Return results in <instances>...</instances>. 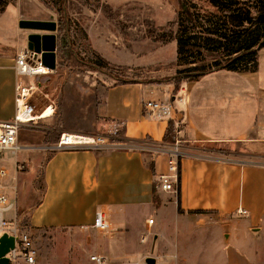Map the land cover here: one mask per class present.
Listing matches in <instances>:
<instances>
[{
	"label": "crops",
	"instance_id": "0c3cea01",
	"mask_svg": "<svg viewBox=\"0 0 264 264\" xmlns=\"http://www.w3.org/2000/svg\"><path fill=\"white\" fill-rule=\"evenodd\" d=\"M22 17L21 12L17 23ZM103 45L96 44L97 50L115 62ZM133 55L131 63H115L134 67ZM91 91L98 99L94 127L68 126L66 131L94 136L114 128L116 134L99 146L90 141L60 148L58 141L49 143L53 148L43 167L44 188L29 213L32 227L87 228L98 211L106 213L110 230L144 227L145 215L153 211L165 227L164 209L178 210L179 205L185 214L203 209L217 215L228 223L229 238L238 244L240 226L264 227V48L256 71L215 70L198 80H183L178 87L174 78L156 84L123 77L104 80ZM149 99L172 102V118H150L144 109ZM170 125L173 142L164 140ZM50 128L43 125L35 130L41 134L26 138L43 140ZM174 145L180 149V201L178 188L168 192L157 187ZM7 165L14 175L16 170ZM241 209L247 214H240ZM180 242L179 231L175 237L162 230L153 247L165 259L173 256L168 246L179 247Z\"/></svg>",
	"mask_w": 264,
	"mask_h": 264
},
{
	"label": "rangeland",
	"instance_id": "374dc122",
	"mask_svg": "<svg viewBox=\"0 0 264 264\" xmlns=\"http://www.w3.org/2000/svg\"><path fill=\"white\" fill-rule=\"evenodd\" d=\"M49 1L53 4V0ZM182 4L183 0H66L67 20H61L57 11L41 0H12L0 15V118H11L16 111L14 58L29 47L28 34L45 33L19 27V14H23L21 19L57 23L56 67L35 77L38 109L54 105L57 113L54 118L41 121V126L51 127L43 140L26 138L41 134L42 131H35L39 128L20 131L25 137L20 140L22 145L36 146L19 152V161L25 168L14 171V175L11 172L14 189L8 190L10 197L15 198L18 222L34 237L38 264H96L91 259L95 254L106 256L105 264H145L149 256L155 257L157 264H264V227L239 225L242 242L238 244L229 238L228 223L211 212L185 214L168 206L162 213L165 227L153 211L145 215V219L154 218L153 225L130 226L122 232L100 231L93 226L34 228L29 222V213L44 188L43 167L53 148L49 143H56L68 126L93 128L97 121L94 106L98 99L93 88L104 80L113 82L123 77L156 84L174 78ZM99 43L105 44L109 57L118 63H131L134 54L136 65L108 60L97 50ZM97 56L107 62L106 67L95 63ZM114 134L111 128L92 135ZM4 157L15 170L14 155L6 152ZM162 230L175 237L179 231L181 240L179 247L174 243L168 246L173 256L165 259L153 247L155 236Z\"/></svg>",
	"mask_w": 264,
	"mask_h": 264
},
{
	"label": "trees",
	"instance_id": "16d2710c",
	"mask_svg": "<svg viewBox=\"0 0 264 264\" xmlns=\"http://www.w3.org/2000/svg\"><path fill=\"white\" fill-rule=\"evenodd\" d=\"M67 20L66 0H41ZM12 0H0V15ZM177 37L175 86L183 80H198L215 70L256 71L259 51L264 48V0H183ZM95 63L106 67L97 56ZM138 79V78H137ZM119 80V79H118ZM173 142V126L164 137ZM154 169V164H150ZM179 176L177 198L181 197ZM178 210L181 212L180 205ZM191 213H207L196 209Z\"/></svg>",
	"mask_w": 264,
	"mask_h": 264
},
{
	"label": "built area",
	"instance_id": "2783aa9c",
	"mask_svg": "<svg viewBox=\"0 0 264 264\" xmlns=\"http://www.w3.org/2000/svg\"><path fill=\"white\" fill-rule=\"evenodd\" d=\"M14 68L17 75L15 84V104L16 111L10 119H0V241L7 234L15 238V245L5 255L9 259V264H38V251L35 240L31 232L24 228L17 220V208L15 198H11L8 190L14 187L10 183L12 179L11 169L5 161L4 154L10 152L16 158L14 162L15 170H22L25 164L19 161L18 154L21 150L26 149V145L20 143V131L22 129L34 130L41 128L43 111L38 109L35 102V94L37 85L35 77L45 74V69L52 70L47 67L41 59V53L29 47L24 48L15 57ZM53 108L49 117L54 118L56 106L47 105V108ZM146 114L152 119H171L174 111V105L170 101L161 99H149L144 103ZM48 118V117H46ZM72 137V140L69 138ZM77 135L73 133L62 132L56 147H64L83 141L75 140ZM94 146L105 144L111 136L94 135L92 136ZM85 143H88L86 141ZM173 155L169 158L167 171L161 173L157 179V187L163 191H177L179 183V167L177 157L180 154L178 145L172 147ZM12 212V215L9 213ZM240 214H247V210L241 209ZM147 223L151 226L154 224V218L147 219ZM92 226L100 231H109L111 223L107 215L103 211H98L94 217ZM91 259L96 264H105L106 256L95 254Z\"/></svg>",
	"mask_w": 264,
	"mask_h": 264
},
{
	"label": "water",
	"instance_id": "95a60500",
	"mask_svg": "<svg viewBox=\"0 0 264 264\" xmlns=\"http://www.w3.org/2000/svg\"><path fill=\"white\" fill-rule=\"evenodd\" d=\"M19 27L24 29H34L45 31V33H30L27 40L29 48L41 53L42 62L49 68L54 69L57 64V23L53 20L42 19H21ZM15 245V238L5 234L0 241V264H9V259L5 255ZM145 264H156L157 259L149 256Z\"/></svg>",
	"mask_w": 264,
	"mask_h": 264
},
{
	"label": "bare ground",
	"instance_id": "6f19581e",
	"mask_svg": "<svg viewBox=\"0 0 264 264\" xmlns=\"http://www.w3.org/2000/svg\"><path fill=\"white\" fill-rule=\"evenodd\" d=\"M49 71L47 69H45L44 73H48ZM51 111H53V108H47V109H44L43 111V117H49L51 115ZM74 135V134H73ZM77 135V137L75 138V140H78V141H91L92 140V136H87V135H83V134H75ZM69 138L72 140V137L69 136Z\"/></svg>",
	"mask_w": 264,
	"mask_h": 264
}]
</instances>
